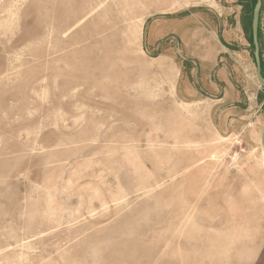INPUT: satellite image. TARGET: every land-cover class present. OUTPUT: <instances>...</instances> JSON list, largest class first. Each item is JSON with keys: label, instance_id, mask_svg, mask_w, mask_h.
Listing matches in <instances>:
<instances>
[{"label": "rangeland", "instance_id": "rangeland-1", "mask_svg": "<svg viewBox=\"0 0 264 264\" xmlns=\"http://www.w3.org/2000/svg\"><path fill=\"white\" fill-rule=\"evenodd\" d=\"M253 6L0 0V264H264Z\"/></svg>", "mask_w": 264, "mask_h": 264}, {"label": "water", "instance_id": "water-1", "mask_svg": "<svg viewBox=\"0 0 264 264\" xmlns=\"http://www.w3.org/2000/svg\"><path fill=\"white\" fill-rule=\"evenodd\" d=\"M263 6V0H256L251 21V37L253 42V56L256 64V77L259 84L264 88V76L261 56V43H260V15ZM261 144L264 154V129L261 134Z\"/></svg>", "mask_w": 264, "mask_h": 264}, {"label": "trees", "instance_id": "trees-1", "mask_svg": "<svg viewBox=\"0 0 264 264\" xmlns=\"http://www.w3.org/2000/svg\"><path fill=\"white\" fill-rule=\"evenodd\" d=\"M255 2H256V0H254V5H255ZM253 8H254V6H253ZM252 12H253V10H252ZM251 19H252V15H251ZM250 34H251V26H250ZM250 41H251L252 46H253L252 37H250ZM262 66H263V61H262Z\"/></svg>", "mask_w": 264, "mask_h": 264}, {"label": "crops", "instance_id": "crops-1", "mask_svg": "<svg viewBox=\"0 0 264 264\" xmlns=\"http://www.w3.org/2000/svg\"><path fill=\"white\" fill-rule=\"evenodd\" d=\"M186 21H188V22H189V21H190V20H189V18H187V20H186Z\"/></svg>", "mask_w": 264, "mask_h": 264}]
</instances>
